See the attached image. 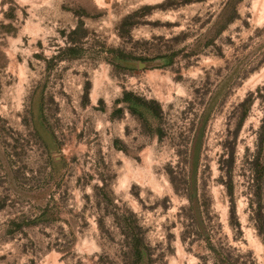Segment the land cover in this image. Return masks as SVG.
I'll use <instances>...</instances> for the list:
<instances>
[{"label":"rangeland","instance_id":"1","mask_svg":"<svg viewBox=\"0 0 264 264\" xmlns=\"http://www.w3.org/2000/svg\"><path fill=\"white\" fill-rule=\"evenodd\" d=\"M0 264H264V0H0Z\"/></svg>","mask_w":264,"mask_h":264}]
</instances>
